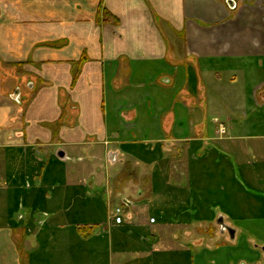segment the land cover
I'll return each instance as SVG.
<instances>
[{
  "label": "crops",
  "instance_id": "crops-1",
  "mask_svg": "<svg viewBox=\"0 0 264 264\" xmlns=\"http://www.w3.org/2000/svg\"><path fill=\"white\" fill-rule=\"evenodd\" d=\"M231 2L0 0V264L264 259V0Z\"/></svg>",
  "mask_w": 264,
  "mask_h": 264
},
{
  "label": "rangeland",
  "instance_id": "rangeland-1",
  "mask_svg": "<svg viewBox=\"0 0 264 264\" xmlns=\"http://www.w3.org/2000/svg\"><path fill=\"white\" fill-rule=\"evenodd\" d=\"M218 232H219V228H218V226H216V224H209V225H206L204 227V229L202 231V236L200 235L201 237H198L197 239L196 238H189L188 240H184V241L186 243H188V245H191V246L193 245L194 247L195 246H197V247H201V246L217 247V246H221V245H230L231 242L229 241V239L227 237H225V239L220 238L218 235ZM181 241H183V240H181ZM242 241L244 244L246 243L247 246H248V244H250V246H251V243L254 246L255 245L264 246L262 244L263 242H260V240H256V239L244 240V238H243V239H240L239 244H242ZM253 248L254 247H252V249ZM253 251L254 252L257 251L259 256H264V254L259 249L258 250L253 249ZM243 257H245V254L243 255ZM236 259H238V258H236ZM246 261H248V259ZM258 264H264V259H262Z\"/></svg>",
  "mask_w": 264,
  "mask_h": 264
},
{
  "label": "water",
  "instance_id": "water-1",
  "mask_svg": "<svg viewBox=\"0 0 264 264\" xmlns=\"http://www.w3.org/2000/svg\"><path fill=\"white\" fill-rule=\"evenodd\" d=\"M227 2L230 5V7H233V9H235V4H233V2H231V0H227ZM15 99H18V96H16ZM228 232H229L230 236L234 237V239H235V232L232 231V233H231V229H229ZM263 251H264V248H263Z\"/></svg>",
  "mask_w": 264,
  "mask_h": 264
},
{
  "label": "built area",
  "instance_id": "built-area-1",
  "mask_svg": "<svg viewBox=\"0 0 264 264\" xmlns=\"http://www.w3.org/2000/svg\"><path fill=\"white\" fill-rule=\"evenodd\" d=\"M121 209H118V210H116V215H115V217L117 216V217H120L121 215ZM120 215V216H119ZM116 220H119V218H116Z\"/></svg>",
  "mask_w": 264,
  "mask_h": 264
},
{
  "label": "flooded vegetation",
  "instance_id": "flooded-vegetation-1",
  "mask_svg": "<svg viewBox=\"0 0 264 264\" xmlns=\"http://www.w3.org/2000/svg\"><path fill=\"white\" fill-rule=\"evenodd\" d=\"M263 254H264V251L260 250Z\"/></svg>",
  "mask_w": 264,
  "mask_h": 264
}]
</instances>
